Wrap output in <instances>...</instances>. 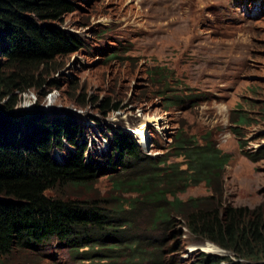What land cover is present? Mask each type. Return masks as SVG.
Listing matches in <instances>:
<instances>
[{"label": "rangeland", "instance_id": "rangeland-1", "mask_svg": "<svg viewBox=\"0 0 264 264\" xmlns=\"http://www.w3.org/2000/svg\"><path fill=\"white\" fill-rule=\"evenodd\" d=\"M67 1L70 12L39 23L77 37L80 47L56 54L38 69L34 77L42 83L40 87L14 90L0 99V112L17 119L19 134L27 130L22 115L75 127L74 144H85L83 159L98 167L88 195L100 198H108L111 192L110 177L115 172L108 157L117 163L115 137H131L141 155L176 162L181 168L182 156H172L173 139L191 136L201 143L203 137L209 138L228 154L221 179L222 202L264 209V156L248 157L264 150V0ZM10 97L12 108L4 109ZM104 102L117 107L109 110L102 107ZM237 106L248 123L240 129V136L232 134L229 123ZM140 130L144 135L135 133ZM74 148L63 139L50 156L63 163ZM62 190L73 197L85 191ZM209 194L202 182L176 192L181 200ZM134 196L123 193L121 205L126 206ZM146 214L147 209L137 216L129 214L134 217L132 232L139 236L146 232ZM145 236L158 244L157 264L168 260V264H196L208 244L212 245L192 236L176 217L164 229L147 231ZM144 249L152 250L150 246ZM128 252L125 249L114 264H134L125 260ZM215 254L225 260L215 264H236L232 251ZM254 259L241 260L250 264ZM257 260L264 264L263 256ZM21 262L108 264L104 259L80 261L54 238L35 250L15 251L0 264ZM139 264L155 262L147 258Z\"/></svg>", "mask_w": 264, "mask_h": 264}, {"label": "trees", "instance_id": "trees-1", "mask_svg": "<svg viewBox=\"0 0 264 264\" xmlns=\"http://www.w3.org/2000/svg\"><path fill=\"white\" fill-rule=\"evenodd\" d=\"M71 10L67 0H0V99L14 90L40 87L35 72L56 54L80 47L77 37L39 23L58 19ZM11 99L4 109L12 108ZM102 107L112 110L117 106L108 107L104 102ZM1 112L0 263L15 251H32L54 238L80 261L97 263L104 259L114 264L129 249L126 261L139 264L148 258L157 264L158 244L145 234L164 229L173 217L180 219L192 236L211 241L238 257L264 258V209L259 205L253 209L232 207L222 202L221 179L228 154L209 138L203 137L201 143L191 136L177 135L173 139L172 156H182L181 168L176 162L141 155L131 137H115L117 163L108 157V165L115 172L110 177L111 192L108 198H100L88 195L98 167L83 159L85 144H74L75 127L55 126L22 115L27 130L23 128L21 135L17 119ZM229 123L232 134L240 136V129L248 124L240 106L230 113ZM63 139L75 148L63 163H57L50 151L60 148ZM263 156L264 150L248 155L252 160ZM200 182L209 189L208 196L186 200L176 196L179 189ZM64 187L82 188L87 197L63 193ZM131 192L135 196L122 206L121 195ZM143 209H147L146 232L139 236L132 232L134 217L129 214L137 216ZM108 239L113 243L106 242ZM200 256L196 264L219 261L218 257Z\"/></svg>", "mask_w": 264, "mask_h": 264}, {"label": "clouds", "instance_id": "clouds-1", "mask_svg": "<svg viewBox=\"0 0 264 264\" xmlns=\"http://www.w3.org/2000/svg\"><path fill=\"white\" fill-rule=\"evenodd\" d=\"M260 146H262V145L256 146V147L253 149V152H256V151H257V148L260 147ZM260 152H261V151H260ZM206 241H208V240H206ZM208 243H210V244L216 246L217 249H216L214 252H208V251H206V253H201V254H205V255H208V256L218 257V258H219V261H218V262H224V261H225L224 258H221L220 256H216L215 253H223L224 250H225V251H229V250L223 249V248H221L220 246H218L217 244H215V243H213V242H211V241H208ZM222 249H223V250H222ZM189 255H190L191 259L193 260L194 254L192 255L191 252H190ZM234 256H236V257H235V259H234L233 262H236V264H248V263H247V260H246V261H242V260H241V259H248V258L238 257L235 253H234ZM237 258H240V259H237ZM194 260H195V259H194ZM251 260H253V259H251ZM257 261H258V260H255V263H250V264H262V263H257ZM169 262H170V261L168 260V261H167V264H168ZM229 264H233V263H229Z\"/></svg>", "mask_w": 264, "mask_h": 264}, {"label": "bare ground", "instance_id": "bare-ground-1", "mask_svg": "<svg viewBox=\"0 0 264 264\" xmlns=\"http://www.w3.org/2000/svg\"><path fill=\"white\" fill-rule=\"evenodd\" d=\"M143 127V126H142ZM135 133H137V134H140V133H143V130H140V131H135ZM141 135V134H140ZM143 135H144V133H143ZM207 244H208V242H207ZM215 246H213V245H209L208 244V248H207V250L209 251V252H214L215 251ZM206 251V250H205Z\"/></svg>", "mask_w": 264, "mask_h": 264}]
</instances>
